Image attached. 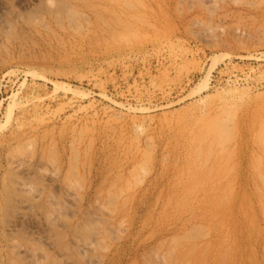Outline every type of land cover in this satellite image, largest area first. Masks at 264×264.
<instances>
[{
	"label": "rangeland",
	"instance_id": "obj_1",
	"mask_svg": "<svg viewBox=\"0 0 264 264\" xmlns=\"http://www.w3.org/2000/svg\"><path fill=\"white\" fill-rule=\"evenodd\" d=\"M0 264H264V0H0Z\"/></svg>",
	"mask_w": 264,
	"mask_h": 264
},
{
	"label": "bare ground",
	"instance_id": "obj_2",
	"mask_svg": "<svg viewBox=\"0 0 264 264\" xmlns=\"http://www.w3.org/2000/svg\"><path fill=\"white\" fill-rule=\"evenodd\" d=\"M17 166H19V165H17ZM24 189V188H23Z\"/></svg>",
	"mask_w": 264,
	"mask_h": 264
}]
</instances>
